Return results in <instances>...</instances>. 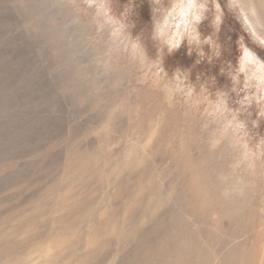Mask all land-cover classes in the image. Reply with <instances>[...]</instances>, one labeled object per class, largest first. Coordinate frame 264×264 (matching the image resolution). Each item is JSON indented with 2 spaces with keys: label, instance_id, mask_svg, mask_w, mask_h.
<instances>
[{
  "label": "rangeland",
  "instance_id": "374dc122",
  "mask_svg": "<svg viewBox=\"0 0 264 264\" xmlns=\"http://www.w3.org/2000/svg\"><path fill=\"white\" fill-rule=\"evenodd\" d=\"M231 1L237 20L227 15L220 34L229 48L225 58L235 63V42L243 36L241 47L245 43L264 60V50L256 46L264 48V42L247 28L243 2L232 6ZM153 7L158 15L159 5ZM150 19L148 0H0V264H38L29 256L42 243L34 231L51 230L53 220L44 216L68 208L58 199L78 186L86 168H100L92 187H106L111 168L109 182L118 179L128 144L153 160L155 175L165 176V158L153 148L157 130L151 129V119L192 137L187 147L194 153L203 145L213 151L233 189L245 187L256 197L255 220H264V141L238 129L232 114L218 107L213 81H194L196 73H209L207 64L193 70V79L171 77L174 67L191 66L195 55L189 58L181 48L166 58L169 76L150 41L149 55L133 47L147 37ZM202 31H208L206 25ZM62 42L72 50L58 48ZM245 60L250 61L248 55ZM216 71L211 67L212 74ZM148 108L159 109L155 117L143 112ZM228 232L240 254L250 249L260 254L259 264L264 228L258 240L257 230Z\"/></svg>",
  "mask_w": 264,
  "mask_h": 264
},
{
  "label": "bare ground",
  "instance_id": "6f19581e",
  "mask_svg": "<svg viewBox=\"0 0 264 264\" xmlns=\"http://www.w3.org/2000/svg\"><path fill=\"white\" fill-rule=\"evenodd\" d=\"M236 1L243 2L247 28L264 42V1L232 0V6ZM58 48L72 50L66 42ZM252 59L248 54V60ZM148 109L143 112L151 117L159 110ZM149 123L158 136L153 148L161 150L168 173L155 175L150 163L153 160L129 144L119 163L124 171L114 182H109L113 169L106 172V187H92L100 172L98 165L86 168L89 170L79 175L78 186L58 199L68 208L58 211L59 215L44 216L48 222L53 220L51 230L34 231V238L39 236L42 243L29 258H36L40 264H257L260 254L251 249L240 254L241 247L228 232L233 228L242 234L257 230L255 238H262L264 220H255L256 197L246 193L244 186L243 192L233 189L213 151L203 145L194 153L187 147L192 137L172 125L166 127L153 119ZM116 153L109 154L113 157ZM172 166L179 169L170 170ZM62 227L65 230L56 233ZM259 264H264V258Z\"/></svg>",
  "mask_w": 264,
  "mask_h": 264
},
{
  "label": "clouds",
  "instance_id": "9594fccd",
  "mask_svg": "<svg viewBox=\"0 0 264 264\" xmlns=\"http://www.w3.org/2000/svg\"><path fill=\"white\" fill-rule=\"evenodd\" d=\"M154 3L159 5L158 15H154L157 11ZM148 4L151 19L146 25L147 37L133 47H140L145 55H149L146 41H150L155 49V57H159L161 67L168 75L166 58L174 56L181 48L186 50L189 58L195 55L191 66L174 67L171 77L193 79V70L207 64L209 73L206 76L196 73L194 81L203 84L213 81L218 107L232 114L238 129L248 134L254 132L264 141V131L261 130L264 127V60L245 43L241 47L243 36H239L235 42L238 53L235 63L225 58L229 48H225L220 34L227 15L231 14L236 19L229 0L223 4L221 0H148ZM177 17L179 23H176ZM204 25L208 29L206 32L202 31ZM194 47L200 51H193ZM248 54L253 58L250 61L245 60ZM211 67L217 68L215 74L211 73ZM220 77L224 78L223 84L218 83Z\"/></svg>",
  "mask_w": 264,
  "mask_h": 264
}]
</instances>
